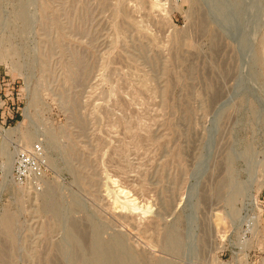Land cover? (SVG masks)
<instances>
[{"label": "rangeland", "instance_id": "1", "mask_svg": "<svg viewBox=\"0 0 264 264\" xmlns=\"http://www.w3.org/2000/svg\"><path fill=\"white\" fill-rule=\"evenodd\" d=\"M0 94V264H264V0H0Z\"/></svg>", "mask_w": 264, "mask_h": 264}, {"label": "built area", "instance_id": "2", "mask_svg": "<svg viewBox=\"0 0 264 264\" xmlns=\"http://www.w3.org/2000/svg\"><path fill=\"white\" fill-rule=\"evenodd\" d=\"M2 95L0 94V97ZM8 112H10L8 110ZM12 112V111H11ZM41 147L39 143H35L32 146V151H16L15 164H14V176L15 178L21 180L26 172L29 170L31 164L33 163L34 157L40 152ZM33 171L38 172V168L31 166Z\"/></svg>", "mask_w": 264, "mask_h": 264}, {"label": "bare ground", "instance_id": "3", "mask_svg": "<svg viewBox=\"0 0 264 264\" xmlns=\"http://www.w3.org/2000/svg\"><path fill=\"white\" fill-rule=\"evenodd\" d=\"M50 198H51V197H50ZM54 201H55V200H54ZM9 218H10V217H9ZM5 221H6V220H4V222H5ZM7 222H8V220H7ZM7 222H6V223H7ZM8 224H9V223H8ZM5 226H6V224H5ZM6 228H8V227H6ZM84 240H85V239H84Z\"/></svg>", "mask_w": 264, "mask_h": 264}]
</instances>
